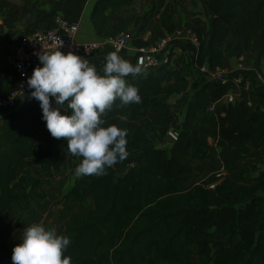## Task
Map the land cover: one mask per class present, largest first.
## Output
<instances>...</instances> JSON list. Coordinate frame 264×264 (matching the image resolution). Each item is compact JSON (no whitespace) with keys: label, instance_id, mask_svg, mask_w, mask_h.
<instances>
[{"label":"trees","instance_id":"16d2710c","mask_svg":"<svg viewBox=\"0 0 264 264\" xmlns=\"http://www.w3.org/2000/svg\"><path fill=\"white\" fill-rule=\"evenodd\" d=\"M124 4L97 0L91 19L98 34L115 37L127 29L128 16L113 24L106 14L110 8L123 12ZM207 8L212 34L199 37L196 78L183 110L176 112L169 102L171 95L187 89L190 66L183 63L166 77L143 72L128 82L141 102L124 106L116 100L106 110V125L127 129L129 154L105 174L87 175L91 184L85 189L70 191L82 204L62 233L70 239L64 253L70 264H193L194 254L204 256L205 264H264V91L245 70L253 104L245 102L249 94L243 87L225 115L209 112V105L233 83L222 84L200 70L205 66L216 72L224 55L232 54L257 53L264 66V0H208ZM133 44L147 45L137 39ZM171 78L175 82L164 87ZM41 115L39 102L29 93L19 116L0 129V253L9 258L1 228L17 189L30 180L20 168L38 166L51 179L66 167L74 170L67 141L52 137ZM170 131L178 133L175 143L162 146ZM210 137L220 149L224 177L213 187H189L192 176L204 171Z\"/></svg>","mask_w":264,"mask_h":264},{"label":"crops","instance_id":"0c3cea01","mask_svg":"<svg viewBox=\"0 0 264 264\" xmlns=\"http://www.w3.org/2000/svg\"><path fill=\"white\" fill-rule=\"evenodd\" d=\"M38 1V3H37ZM56 2L44 0H0V97L15 88L18 77L10 66V58L20 38L27 32L43 27H50L49 21L44 20L53 14L61 6L62 15L70 21L79 23V31L76 39L79 42H101L102 46L91 58L90 63L97 71H101L105 62V56L113 50L106 43L107 38L113 36H101L98 34L91 14L97 0H55ZM208 0H125L123 12H116L110 8L106 14L110 15L113 24L120 23L126 16L130 18L127 29L122 33L129 35V44L118 54L132 64H136V56L142 47L157 42L162 36L176 28H193L199 37L211 36V15L207 8ZM57 14V13H55ZM53 25V18L51 19ZM51 25V26H52ZM118 34V35H120ZM117 35V36H118ZM137 39L138 44L146 42L147 45L133 44ZM207 41V39H206ZM199 46L191 40H186L176 47L172 55V63L177 67L179 63L188 64L190 71L187 74L188 86L182 93L170 96L169 102L174 107L176 104L183 110L187 96L191 95V86L196 78L197 56ZM246 73L254 79L259 80L264 75V66L259 63L257 53L244 55ZM239 56L224 55L222 69L231 71L238 64ZM201 70V67H200ZM136 77L131 75L125 77L126 82H132ZM195 72V73H193ZM166 77V72H161ZM193 77V79H192ZM175 82L174 78L164 83ZM258 83V81H257ZM256 83V86H257ZM251 81L246 80L245 91L251 97ZM23 102L18 107L0 108V129L11 117L19 116ZM221 106L227 113L229 105L221 100ZM175 109V108H174ZM176 112L180 110L175 109ZM146 146L145 148L153 147ZM82 158L75 156L74 169ZM109 167L108 169H113ZM20 173L27 175L30 180L17 189V198L10 203L3 215L1 235L8 237L9 247L12 255L13 247L22 238L25 227L32 223H42L45 227L55 228L58 234H62L67 220L82 209V204L73 194L72 188L85 189L91 184L86 176L76 177L74 170L70 167L63 169V174L54 179L47 178L44 171L38 166H24ZM38 181V184L34 182ZM87 202L92 200L87 197ZM238 240V238H236ZM206 258L201 255H193V264H205ZM0 264H12L11 258L0 253Z\"/></svg>","mask_w":264,"mask_h":264},{"label":"clouds","instance_id":"9594fccd","mask_svg":"<svg viewBox=\"0 0 264 264\" xmlns=\"http://www.w3.org/2000/svg\"><path fill=\"white\" fill-rule=\"evenodd\" d=\"M118 52L119 49L109 52L102 70L97 71L83 56L62 52L59 45L41 50L36 53L40 65L27 79L30 96L39 102L41 119L50 135L64 138L68 152L82 158L74 169L76 177L103 175L129 154L127 129L106 125L103 117L116 100L124 106L141 102L137 88L125 77H136L142 66L132 64ZM69 244V237L58 234L55 228L32 223L24 228L22 238L13 247L11 261L70 264V257L64 254Z\"/></svg>","mask_w":264,"mask_h":264},{"label":"built area","instance_id":"2783aa9c","mask_svg":"<svg viewBox=\"0 0 264 264\" xmlns=\"http://www.w3.org/2000/svg\"><path fill=\"white\" fill-rule=\"evenodd\" d=\"M78 31V22L70 21L62 14H54L52 26L25 33L20 38L9 61L10 66L18 77L17 85L0 97V108L14 109L25 101L31 92V89L27 86V79L32 74L33 68L40 65L36 53L41 50L54 49L59 45L62 52L72 51L83 56L90 63L91 58L97 53L102 44L101 42L77 41L76 35ZM186 40H191L200 45L199 34L195 29L190 27L176 28L162 36L157 42L142 47L136 56V64H140L143 71H154L155 73L176 69L177 67L172 63V55L176 47L183 44ZM105 43L115 51L119 49L120 52L128 46L129 35L122 33L115 37H109ZM85 49L88 50L86 51ZM245 70L244 55L239 56L237 67L231 71L218 68L216 72L211 73L205 66L201 67V72L207 74L209 78L222 84H227L230 81L233 83L221 99L209 105L207 111L224 115L226 110L221 106L222 99L225 100L226 105H229V107L236 104L238 98H240L242 88L246 86L243 75ZM258 86L264 89V75L260 76ZM245 102L248 105L253 104L251 97H247ZM170 132L177 139L178 133L175 131ZM211 186L213 187L214 185Z\"/></svg>","mask_w":264,"mask_h":264},{"label":"rangeland","instance_id":"374dc122","mask_svg":"<svg viewBox=\"0 0 264 264\" xmlns=\"http://www.w3.org/2000/svg\"><path fill=\"white\" fill-rule=\"evenodd\" d=\"M44 1H50V0H44ZM52 1L56 2L55 0H52ZM61 1H63V0H60V2ZM37 3H38V1H37ZM60 10H61V6L58 8V10L55 13L62 14L61 13L62 11H60ZM50 15H53V14H50ZM46 21H49V20H46ZM49 22H50L49 26H51L52 25L51 19ZM236 62L238 63V61H236ZM236 67H237V65H236ZM193 73H195V72H193ZM192 79H193V77H192ZM193 87L195 88L196 86L193 85ZM262 90L264 91V89H262ZM254 98H253V100H255ZM173 105H174L175 109L180 110V108L176 104H173ZM262 105H264V104H262ZM210 143H211V149H210V151L206 157V163H205L204 171L203 172H196L192 176V178L188 182L189 187H192L193 185L199 184V183H205L209 186H211V185L215 186L216 184L220 183L224 177L223 165H222L221 161L219 160L220 149L216 145L215 140L212 137H210Z\"/></svg>","mask_w":264,"mask_h":264},{"label":"water","instance_id":"95a60500","mask_svg":"<svg viewBox=\"0 0 264 264\" xmlns=\"http://www.w3.org/2000/svg\"><path fill=\"white\" fill-rule=\"evenodd\" d=\"M176 141V138L172 135L171 132H168L164 137L162 141V146L166 145H173Z\"/></svg>","mask_w":264,"mask_h":264}]
</instances>
